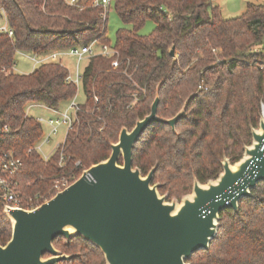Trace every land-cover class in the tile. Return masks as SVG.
I'll return each instance as SVG.
<instances>
[{
	"label": "trees",
	"instance_id": "1",
	"mask_svg": "<svg viewBox=\"0 0 264 264\" xmlns=\"http://www.w3.org/2000/svg\"><path fill=\"white\" fill-rule=\"evenodd\" d=\"M112 2L123 24L131 25L115 33L119 65L113 68L102 56L87 60L82 70L84 102L64 141L69 159L60 167L56 155L44 161L35 151L27 153L42 136L43 126L24 110L30 102L59 107L76 87L66 81L67 69L57 61L43 62L26 74L10 70L14 55L16 50L41 54L93 39L110 43L107 21L100 7L88 4L80 10L66 0H0L12 30L11 36L0 31V114L10 127L2 145L23 159L16 178L26 196L49 198L56 177H69L71 183L105 159L120 129H131L149 112L161 80L159 117H172L192 96L175 131L162 122L147 125L132 149V164L143 175L156 165L153 182L168 198L185 194L194 178L201 183L215 178L223 157L238 160L251 141V128L258 126L264 102L263 3L248 1L239 15L224 17L212 0ZM148 19L154 29L140 34ZM256 44L260 49L251 51ZM250 192L239 199L237 210L220 211L209 247L193 252L187 262L264 264V180ZM10 235L11 223L0 208V244ZM53 244L72 255L58 264L104 263L101 251L80 236H61ZM74 247L81 254L70 253Z\"/></svg>",
	"mask_w": 264,
	"mask_h": 264
},
{
	"label": "water",
	"instance_id": "2",
	"mask_svg": "<svg viewBox=\"0 0 264 264\" xmlns=\"http://www.w3.org/2000/svg\"><path fill=\"white\" fill-rule=\"evenodd\" d=\"M169 53L173 54V48ZM162 81L149 112L131 129H120L105 159L91 164L36 207L5 209L11 235L0 244V264L68 260L72 255L54 247L53 241L60 236L88 240L101 251L104 264H190L187 259L193 252L209 247L220 211L237 210L239 199L264 180V118L260 116L258 126L251 128V141L243 146L238 160L223 157L215 178L203 183L194 178L188 194L167 200L153 182L156 165L143 175L132 164V149L147 125L162 122L175 131L192 96L172 117L161 118L157 105Z\"/></svg>",
	"mask_w": 264,
	"mask_h": 264
},
{
	"label": "built area",
	"instance_id": "3",
	"mask_svg": "<svg viewBox=\"0 0 264 264\" xmlns=\"http://www.w3.org/2000/svg\"><path fill=\"white\" fill-rule=\"evenodd\" d=\"M68 4L82 9L86 4L90 6H97L101 8L100 16L103 21H107V15L112 3V0H66ZM9 36L12 35L10 28H1ZM257 49H254L255 51ZM20 54L28 57L33 66H38L43 62L57 61L67 69L66 81L77 86L82 84V71L80 70V63L82 60L88 59L94 56H102L110 60L113 68L119 65L118 49L114 44L107 42H100L96 39L91 40L86 44L71 45L66 48H57L45 53H32L22 50H17ZM74 57L76 59L74 71H70L62 61L61 57ZM10 70L15 71V66L12 65ZM76 93L66 101V107L61 108L55 106H49L44 103L30 102L25 106V116L30 115L29 111L32 107H37L42 110L48 111L50 116H33L36 121L40 122L43 126V134L36 144L27 148V153L32 151L37 152L44 161H48L51 156L56 155L57 165L63 167L67 164L69 156L64 153L63 145L68 132L73 128L76 113L80 110L82 103H77L75 100ZM98 102V98L94 99ZM261 117L264 118V102L261 103ZM62 127L65 131V136L62 141H53L54 136L58 132V129ZM46 128V130H44ZM10 131V127L4 118L0 114V208L2 213L7 207H22L25 209H32L38 206L40 203L48 200L57 191L62 190L70 184V178L65 176L56 177L53 181L52 188L50 190V197L43 198L39 196L33 198L31 196L24 195L19 189L17 178L18 172L23 164V159L16 152L14 148H5L2 145V136ZM53 142L52 146L48 150H44L43 146ZM75 165H80V161L76 160ZM53 191V194L52 192ZM41 199L43 201H41Z\"/></svg>",
	"mask_w": 264,
	"mask_h": 264
},
{
	"label": "rangeland",
	"instance_id": "4",
	"mask_svg": "<svg viewBox=\"0 0 264 264\" xmlns=\"http://www.w3.org/2000/svg\"><path fill=\"white\" fill-rule=\"evenodd\" d=\"M248 1L254 2V3H263L264 4V0H215V1H213V3L218 4L220 6L221 13L224 17H233L236 15H239L244 10L245 4ZM5 25H6L5 17L3 14H0V26H5ZM122 26H131V25L123 24V22L118 17V15L114 9L113 2H112L110 5V8H109V11H108L107 26H106V38L108 39V41H110L111 44H114V42H115L116 30ZM153 29H154V22L152 20L148 19L139 28V33L140 34H148ZM254 49H260V45L259 44L253 45L250 50L253 51ZM60 60L62 61V64H64L70 71H74L75 63H76V59L74 57H70V56L61 57ZM85 64H86V59L82 60L80 65H79L81 71L83 70ZM14 65L16 68L15 72L20 73V74L29 73L36 67L35 66L36 64L33 66V62L28 57H26L25 55L20 54L18 51H16L15 55H14ZM7 71L8 70H6V72ZM75 100L77 103H83L84 102V94H83V90H82V87L80 84L77 86V89H76ZM66 105L67 104L65 102V103L61 104L60 106H61V108H65ZM29 114L32 116H43V117H48V116L52 115L48 111L39 109L37 107H32L31 110L29 111ZM44 130H46V128H44ZM64 136H65L64 128L60 127L58 129V132L54 136L53 141H62L64 139ZM52 144H53V142H51L50 144L44 145L43 149L48 150L52 146ZM190 191H191V189L188 190L182 196L188 194ZM163 194L167 195V193H163ZM181 197H179V198H177V197L168 198L167 197V200H171V199L180 200ZM54 247L59 251V253L61 252L60 251L61 245H59L58 247L56 245H54ZM62 249H63V247H62ZM65 252L66 251L61 252V253H65ZM69 252L72 254H73V252H75L78 255L81 254V251H79V249H77V247L71 248L69 250ZM65 254H67V253H65ZM90 258H91V256H90ZM103 259H104V257H103ZM104 263H105V260H104Z\"/></svg>",
	"mask_w": 264,
	"mask_h": 264
},
{
	"label": "flooded vegetation",
	"instance_id": "5",
	"mask_svg": "<svg viewBox=\"0 0 264 264\" xmlns=\"http://www.w3.org/2000/svg\"><path fill=\"white\" fill-rule=\"evenodd\" d=\"M60 237H61V236H60ZM58 238H59V237H58ZM58 238H57V239H58ZM57 239H55V240H57ZM65 239H66V238H65ZM69 239H70V238H69ZM69 239H66V240H69ZM60 253H61V252H60ZM48 255H49V253H44V254H43L44 257H46V256H48ZM69 260H70V258H69L68 260H65V259H64L63 261H69ZM60 261H61V260H60ZM60 261H58L57 264H58Z\"/></svg>",
	"mask_w": 264,
	"mask_h": 264
},
{
	"label": "crops",
	"instance_id": "6",
	"mask_svg": "<svg viewBox=\"0 0 264 264\" xmlns=\"http://www.w3.org/2000/svg\"><path fill=\"white\" fill-rule=\"evenodd\" d=\"M213 1H215V0H213ZM0 14H3V13H2V10H0ZM4 27H5V28H8V27H7V23H6L5 26H0V31H3V30H1V28H4ZM16 51H17V50H16ZM14 66H15V65H14ZM15 69H16V68H15Z\"/></svg>",
	"mask_w": 264,
	"mask_h": 264
}]
</instances>
